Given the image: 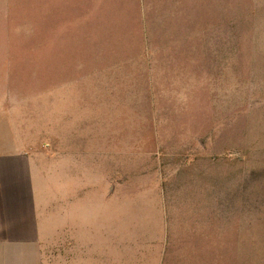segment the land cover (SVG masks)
<instances>
[{
    "label": "rangeland",
    "instance_id": "1",
    "mask_svg": "<svg viewBox=\"0 0 264 264\" xmlns=\"http://www.w3.org/2000/svg\"><path fill=\"white\" fill-rule=\"evenodd\" d=\"M3 132L47 170L42 264L76 213L96 264H264V0H0Z\"/></svg>",
    "mask_w": 264,
    "mask_h": 264
},
{
    "label": "crops",
    "instance_id": "2",
    "mask_svg": "<svg viewBox=\"0 0 264 264\" xmlns=\"http://www.w3.org/2000/svg\"><path fill=\"white\" fill-rule=\"evenodd\" d=\"M79 138L76 136L75 164L79 162ZM73 153H62V189L69 185L68 177L71 174L69 163ZM40 156L35 151V145L25 139L12 137L10 134L0 133V264H42L41 241L44 226L43 206L46 191L44 175L47 170L42 167ZM92 163L90 162V168ZM92 168L90 169V171ZM79 172L78 165L75 167ZM76 175L75 184L78 179ZM77 193V192H76ZM63 198V196H62ZM78 218L76 213L73 218L74 239V264H96L93 258L92 243L81 245L86 248L83 255L78 242L84 237V242H97V218ZM82 221V222H81ZM71 223V222H70ZM64 226H70L71 224ZM79 226H84V234L80 235ZM65 236L71 235L72 228H66ZM81 237V238H80ZM66 239V238H65ZM88 257V258H86Z\"/></svg>",
    "mask_w": 264,
    "mask_h": 264
},
{
    "label": "trees",
    "instance_id": "3",
    "mask_svg": "<svg viewBox=\"0 0 264 264\" xmlns=\"http://www.w3.org/2000/svg\"><path fill=\"white\" fill-rule=\"evenodd\" d=\"M257 40V39H256Z\"/></svg>",
    "mask_w": 264,
    "mask_h": 264
}]
</instances>
